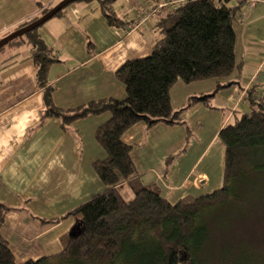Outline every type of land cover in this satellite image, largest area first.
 <instances>
[{"label": "crops", "instance_id": "crops-1", "mask_svg": "<svg viewBox=\"0 0 264 264\" xmlns=\"http://www.w3.org/2000/svg\"><path fill=\"white\" fill-rule=\"evenodd\" d=\"M58 1L0 0V8L6 7L12 15L6 19L0 9V38ZM125 1L128 6L121 10L112 6L125 20L122 25L108 23L101 0H81L69 4L44 34L38 31L57 58L49 71L57 108L71 111L91 101L126 96L115 72L127 60L150 55L159 38L157 22L151 18L164 13L158 10L140 22L151 4L145 0L137 10L140 0ZM133 12L139 14L128 17ZM233 25L235 69L219 82L205 84L210 88L194 92L209 93L201 96L204 100L188 104V96L181 105L172 102L175 111L183 109L185 122H139L122 136L131 146L141 182L159 189L172 203L223 185L225 145L219 132L249 112L253 98H264V0L252 5L242 2ZM28 44L22 55L0 61V203L9 207L0 239L8 242L18 262L61 252L63 238L76 224L68 213L90 200L93 191L107 188L93 162L106 156L95 133L110 113L65 124L60 116L48 115ZM218 83L224 87L218 89Z\"/></svg>", "mask_w": 264, "mask_h": 264}, {"label": "trees", "instance_id": "trees-1", "mask_svg": "<svg viewBox=\"0 0 264 264\" xmlns=\"http://www.w3.org/2000/svg\"><path fill=\"white\" fill-rule=\"evenodd\" d=\"M114 2L101 0L108 23L119 26L125 20L113 10ZM236 2L189 0L182 6L158 8L164 13L156 24L161 37L153 43L150 55L127 60L115 72L125 87L126 96L91 101L71 111L54 105L49 71L57 58L37 28L5 45L24 41L32 45L30 57L48 115L60 116L64 124L105 112L110 117L95 133L106 156L93 162L94 171L107 188L68 213L76 220L78 234L63 238L61 252L24 262H18L8 242L0 239V264H125L132 259H140L136 264H198L207 231L199 222L202 213L236 196L237 187L238 190L248 185L251 188L252 182L260 186L257 189L263 187L264 98L262 101L253 98L250 111L219 132L225 145L223 185L176 203L170 202L159 189L141 182L131 146L122 136L139 122L148 125L160 121L185 122L183 109L175 111L170 99V89L179 78L187 83L210 78L219 82L232 74L236 66L233 23L243 1ZM51 8L43 9L42 14ZM65 8L55 16L61 15ZM223 87L218 83V89ZM200 98L192 96L188 103L193 104ZM255 186L253 195L246 201L257 197ZM8 209L0 203V227Z\"/></svg>", "mask_w": 264, "mask_h": 264}, {"label": "rangeland", "instance_id": "rangeland-1", "mask_svg": "<svg viewBox=\"0 0 264 264\" xmlns=\"http://www.w3.org/2000/svg\"><path fill=\"white\" fill-rule=\"evenodd\" d=\"M140 2L142 5H136L137 10L142 8L146 1L140 0ZM58 3L59 1L56 3V5ZM54 6L55 4L53 7ZM126 6H128V3L125 0H116L113 7L117 8V10H121ZM0 9L3 10V13L5 14L4 18L7 19L12 17V15L7 12L6 7H2ZM137 13L138 12L128 13V17H131ZM57 17L58 16H53L50 18L44 24L40 25L37 28V31L44 34L46 28H48L49 25H51V23L57 19ZM159 17L160 14H155L151 18V21L157 22ZM148 18L150 17H147L146 19ZM155 33L161 37V33L159 32L158 28L156 29ZM13 45L14 44L7 45L3 49H0V61H3L10 56L12 58H16L20 54L22 55L24 52H26L25 49L30 48L28 43L15 48H12ZM19 51L20 53L14 56L16 52ZM9 60L11 59L9 58ZM204 80H196L194 82L187 83L179 78L170 89V99L173 104L175 106L179 104L181 105L182 102L188 100V96L191 98V96L201 97L209 94L205 93L203 95H196L194 93L200 92L201 90H206L202 88H206L208 86L210 88V85L205 84H214L216 79L210 78L207 80V82H204ZM212 86L213 85H211V87ZM209 100L212 101L211 103L214 102L213 97ZM242 107L243 105L241 108ZM241 108L239 109L240 113L242 112ZM239 116H241V114ZM202 117L204 121L205 117ZM191 131L194 138V128H191ZM251 184V188L249 185L243 190H238V187L235 188V191L237 192L234 194L236 196H231L230 199L224 204L212 207L211 209L205 210L202 213L199 222L206 226L207 231L205 233L204 241L201 245L202 249L198 258V264H264V181L262 182L263 187L260 189H257L260 186H255V182H252ZM105 186L104 188H106ZM253 186H255L254 188L258 190L257 197L246 201V198L252 196L254 193ZM101 192L102 190L100 191V189L97 191L95 190L89 198H92ZM204 192L206 193L207 191H203V193ZM240 193H242V197H240ZM197 194L199 193H196V195ZM132 196L133 195H131V197ZM138 260L140 259L126 260L125 264H136L138 263Z\"/></svg>", "mask_w": 264, "mask_h": 264}, {"label": "water", "instance_id": "water-1", "mask_svg": "<svg viewBox=\"0 0 264 264\" xmlns=\"http://www.w3.org/2000/svg\"><path fill=\"white\" fill-rule=\"evenodd\" d=\"M76 1H81V0H62L57 5H55L50 10H48L46 13H44L41 17L0 38V49L4 47L6 44H8L11 40L38 28L40 25L44 24L50 18L55 16L59 11L63 10L66 6ZM78 230L79 227L77 225H74V227L70 230L69 234L71 236H76L79 232Z\"/></svg>", "mask_w": 264, "mask_h": 264}, {"label": "built area", "instance_id": "built-area-1", "mask_svg": "<svg viewBox=\"0 0 264 264\" xmlns=\"http://www.w3.org/2000/svg\"><path fill=\"white\" fill-rule=\"evenodd\" d=\"M187 1L189 0H147V2H149L151 4V8L150 11L147 15H143L142 17H140V22L142 21V19H146L147 17L151 16L152 14H154L158 8L167 6V5H172L174 7L176 6H182L184 5ZM236 1H243V2H248L249 4H256L260 1L263 0H236Z\"/></svg>", "mask_w": 264, "mask_h": 264}]
</instances>
